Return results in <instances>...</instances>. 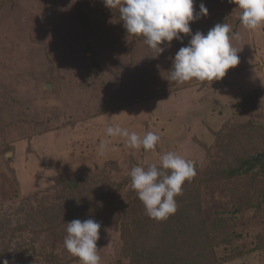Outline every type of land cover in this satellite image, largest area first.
I'll return each instance as SVG.
<instances>
[{
    "label": "rangeland",
    "instance_id": "1",
    "mask_svg": "<svg viewBox=\"0 0 264 264\" xmlns=\"http://www.w3.org/2000/svg\"><path fill=\"white\" fill-rule=\"evenodd\" d=\"M101 1L0 0V264H80L64 247L66 223L89 218L101 223V264H264V164L240 167L250 151L264 158V25L245 29L230 0H195L209 14L193 34L230 24L240 63L222 80L179 84L169 72L191 37L160 54L115 31L119 11ZM84 23L93 49L79 40ZM110 124L160 142L129 148L106 136ZM169 151L199 181L186 180L175 214L157 221L130 171L159 167ZM230 167L234 179L209 171Z\"/></svg>",
    "mask_w": 264,
    "mask_h": 264
},
{
    "label": "clouds",
    "instance_id": "2",
    "mask_svg": "<svg viewBox=\"0 0 264 264\" xmlns=\"http://www.w3.org/2000/svg\"><path fill=\"white\" fill-rule=\"evenodd\" d=\"M106 7L117 9L128 34L144 38V42L160 54L165 51L162 45H171L174 40L182 41L184 36L191 39L186 46L175 54L170 80L179 84L191 81H219L227 72L240 63L233 40L240 34L233 32L228 23H217L205 34L190 25L196 20L207 17L208 9L204 3L195 11V0H103ZM240 10V22L247 30H256L264 25V0H230ZM236 8V9H237ZM108 138H123L125 146L145 151L154 150L160 136L148 131L140 136L119 125L106 128ZM110 139L102 140L98 154L103 156L108 150ZM115 150V149H113ZM11 152L5 153V158ZM194 165L175 151L160 157V166L151 164L147 168L134 166L130 171L131 187L137 192L147 215L154 220L163 221L177 211L175 197L182 191L186 180L195 176ZM67 235L64 247L80 264H101L97 247L100 239L101 223L95 219H74L66 223ZM3 264H8L4 260Z\"/></svg>",
    "mask_w": 264,
    "mask_h": 264
},
{
    "label": "trees",
    "instance_id": "3",
    "mask_svg": "<svg viewBox=\"0 0 264 264\" xmlns=\"http://www.w3.org/2000/svg\"><path fill=\"white\" fill-rule=\"evenodd\" d=\"M101 5H102V7H101V9L100 10H102L105 14L106 13H110L113 9H110V8H108V7H106L105 6V4H104V2H103V0L101 1ZM112 19H114L116 22H115V31H122V30H124L125 32H127L126 31V29L124 28V25H123V22L121 21V19H120V14L118 15V17L116 18V15H115V13H114V10H113V13H112ZM87 26L88 25H86L85 23H84V27H86L84 30H82V34H81V36H80V38H79V40L80 41H82L84 44H86L85 45V47L87 48V49H93L94 48V45H95V43L96 42H90L89 40H88V37H89V35H91V32H90V30H89V28H87ZM111 29V28H110ZM109 29V30H110ZM108 30V31H109ZM128 36H130L131 37V40H132V42H135L136 41V43L138 44V42H139V40L134 36V35H131V34H128ZM100 38V37H99ZM101 39V38H100ZM125 40V39H124ZM107 42V40H104V41H100V43L101 44H98V47L99 46H104V42ZM125 42H126V40H125ZM122 43V44H124V46L125 45H128V43L126 44V43ZM121 44V43H120ZM119 45V44H118ZM118 45H113V48H117V49H120L119 47H120V45H119V47H117ZM134 46H136V45H134ZM107 47V46H106ZM108 48V47H107ZM129 48L126 46V50H128ZM109 50V49H108ZM149 55H152V51H150V53H149ZM45 63V62H44ZM96 65L98 66V64L96 63ZM10 67V66H9ZM49 70L52 72L53 71V69L51 70L50 68H49ZM55 70L57 71V72H60L62 75H64L63 74V67H61L60 69H58V67L56 66V68H55ZM54 70V71H55ZM49 71V72H50ZM261 128H263V130H264V125L261 127ZM250 152H252L253 154H254V157H248L244 162H242L241 163V165H240V167H254V166H257V165H260V164H264V160H262V159H264V158H262V159H257L256 160V158L259 156V155H262L261 153H254L253 151H250ZM264 155V154H263ZM223 158V157H222ZM233 161H230V165H233V163H232ZM245 168V169H246ZM220 170V169H219ZM219 170H209V171H217L216 172V175H214L216 178H218V179H220V177H226V178H231V179H234V177H236L235 175L238 173L237 172V170H238V168L237 167H234V168H231L230 167V172H229V170H228V168H226V171H224V172H222L221 174L219 173ZM195 173H196V176H197V178H198V176L200 175V173H199V171L198 170H195ZM226 175V176H225ZM196 178V179H197ZM190 180H192V179H190ZM193 182V184H195V185H197V183H198V181L199 180H192ZM201 184V183H200ZM263 196H264V194H263ZM13 239V238H12ZM139 240V239H138ZM4 241H5V239H4ZM10 242H12V240H10ZM140 246H141V244H140ZM146 250V248H142V250L140 251V253L142 254L144 251ZM5 253H6V255L7 254H9V252L10 251H13L12 250V248H9V246L7 247L6 246V248H5ZM15 251H17L16 249L14 250V252Z\"/></svg>",
    "mask_w": 264,
    "mask_h": 264
},
{
    "label": "water",
    "instance_id": "4",
    "mask_svg": "<svg viewBox=\"0 0 264 264\" xmlns=\"http://www.w3.org/2000/svg\"><path fill=\"white\" fill-rule=\"evenodd\" d=\"M262 157H264V155Z\"/></svg>",
    "mask_w": 264,
    "mask_h": 264
}]
</instances>
